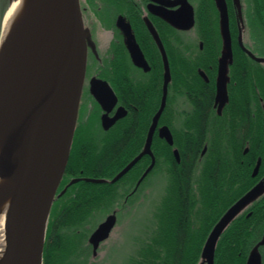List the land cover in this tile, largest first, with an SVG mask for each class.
I'll use <instances>...</instances> for the list:
<instances>
[{
  "label": "flooded vegetation",
  "instance_id": "1",
  "mask_svg": "<svg viewBox=\"0 0 264 264\" xmlns=\"http://www.w3.org/2000/svg\"><path fill=\"white\" fill-rule=\"evenodd\" d=\"M222 1L227 9L231 56L223 63L226 83L222 85L223 92L220 93L217 77L220 60L225 52L218 7ZM79 2L85 29L88 28L93 40V68L92 72L87 74V71H91L88 70L87 62L74 133L80 157H85L88 149L93 153V135L122 136V146L126 153L131 144L136 145L135 156L122 169L140 155L145 149L149 129L162 102L165 74L163 52L169 73L165 106L155 120L156 127L150 146L151 156L143 155L119 179H124L123 208L111 210L105 215V218L115 216V225L106 241L110 242L115 229L121 226L124 221L122 216L128 213L129 206L139 202L145 192L154 187L153 177L158 172L165 174L161 165L162 142L170 148L176 165L181 166L185 156L187 162L184 167L190 169L192 187L197 191L194 200L200 201L202 196L198 192L199 184H202L201 187L206 186V182L210 180L216 181L218 185L225 184V181L235 186L242 182L251 185L244 195L256 187H261L264 191V0ZM189 7L193 25L187 30L179 29L177 24L183 23L182 18ZM5 8L3 0H0V21ZM178 12H183L180 19ZM130 36L143 56L142 66L136 65L130 54L127 44ZM103 41L106 42L104 47L101 46ZM177 50L188 67L187 72L181 71V77L185 79L182 83L178 82ZM120 57L121 67L115 64ZM108 69L122 73V85H113L103 77L102 74ZM91 78L106 81L113 91L116 103L108 112L105 110L108 105L104 109L94 99L93 85H89ZM120 108L121 118L106 128V118H114ZM162 127L168 128L172 145L161 138ZM87 135L90 136L88 147L82 140ZM178 136L187 138L186 153H182L176 146ZM174 150L177 151V156L174 155ZM220 152L222 155H231L232 161L221 162L218 157ZM139 163L142 165L136 167ZM152 163L151 169L146 173ZM257 165V172L253 174ZM86 179L99 178L87 176L82 171H79L78 175L66 176L65 170L57 193L64 188L67 190L71 185L88 182ZM111 183L115 182L111 180ZM249 204L241 208L235 217L243 215L246 219L251 218L253 212L249 210ZM227 210L220 215L210 231L207 226H202L201 230L205 231L207 227L206 230L209 231L202 250L210 233ZM202 212L208 213V210ZM194 213L196 210L193 215ZM195 226L200 229L199 223ZM195 226L192 225V228ZM225 229L226 227L220 235ZM251 229L254 230L253 227ZM93 230L86 240L93 257L96 258L106 241L99 244L94 254L89 243ZM263 236L264 231L258 240L252 239L243 246L231 245L233 239L228 238L221 245L219 256L213 257V264H248L254 256L259 259V264H264V244H261ZM229 246L240 249L236 253L237 257L228 256L229 250H234ZM198 263L207 264V260L203 257Z\"/></svg>",
  "mask_w": 264,
  "mask_h": 264
},
{
  "label": "trees",
  "instance_id": "2",
  "mask_svg": "<svg viewBox=\"0 0 264 264\" xmlns=\"http://www.w3.org/2000/svg\"><path fill=\"white\" fill-rule=\"evenodd\" d=\"M87 41L90 51L88 68H93V40L89 30ZM180 56L178 51V82L182 83L185 79H182L181 71L187 72L188 67ZM115 64L121 67L122 57ZM102 75L113 85H122L121 72H111L108 69ZM82 140L87 147L90 145L89 135ZM135 146L131 144L126 153L122 146V136L93 135V153L88 149L86 156L80 157L76 136L73 138L66 176L78 175V172L82 171L87 176L101 178L105 182H81L71 185L63 195L55 199L49 215L43 264H100L97 258L93 257L86 239L108 212L123 208L124 179L115 183H111V180L135 156ZM176 146L182 153H186L187 138L178 136ZM161 151V165L165 173L163 194L160 202L153 207L152 221L147 226L144 225L142 237L133 253L127 255L124 264H199V259L203 258V242L212 226L251 185L242 182L235 186L225 181L221 186L210 180L206 182V186L201 187L202 184H199L198 192L202 196L200 201L194 200L197 191L192 187L190 169L184 167L187 162L185 156L179 166L176 165L170 148L163 142ZM218 157L221 162L232 161L229 154L222 155L220 152ZM141 165L142 163H139L136 167ZM249 206L253 216L246 219L239 215L227 224L225 231L217 239L214 258L219 256L221 245L230 237L233 239L231 245L241 246L261 237L264 231V191L259 193ZM129 207L132 208L133 204ZM205 210H208V213L202 212ZM197 223L200 229L196 228ZM192 225L195 227L192 228ZM203 225L207 226L209 231L206 230L207 227L205 231L201 230ZM229 248L234 250L230 249L228 256L237 257L236 253L240 249L231 246Z\"/></svg>",
  "mask_w": 264,
  "mask_h": 264
},
{
  "label": "bare ground",
  "instance_id": "3",
  "mask_svg": "<svg viewBox=\"0 0 264 264\" xmlns=\"http://www.w3.org/2000/svg\"><path fill=\"white\" fill-rule=\"evenodd\" d=\"M17 65L25 71L19 83L23 88L16 92V99L23 107L32 104L38 107L22 111L0 127V159L6 150V137L12 146L13 164L30 150L31 142L43 138L39 150L28 158L19 208L11 222L10 195L16 181L0 177V264H29L35 208L59 165L68 111L75 97L73 88L80 83L81 61L68 79L63 75L60 31L53 0L11 1L0 37V73ZM68 84L74 87L66 89ZM22 128L26 130L27 142L18 146L14 134ZM47 133L48 137L44 138Z\"/></svg>",
  "mask_w": 264,
  "mask_h": 264
},
{
  "label": "water",
  "instance_id": "4",
  "mask_svg": "<svg viewBox=\"0 0 264 264\" xmlns=\"http://www.w3.org/2000/svg\"><path fill=\"white\" fill-rule=\"evenodd\" d=\"M12 0L8 1V8L10 7ZM54 5L56 8L59 31H60V39H61V51H62V66H63V75L65 79H68L71 74H73L77 63L79 61L82 62V70L79 77V85L75 87V97L72 100L69 111H68V118H67V128L63 137V144H62V154L60 157L59 165L54 169L50 179L48 180L44 190L42 191L34 213L33 218V229H32V239L30 244V256H29V264H43V252L45 246V239H46V231H47V223L50 214V210L52 204L55 200V197H60L66 191L64 188L58 195L57 189L59 184L62 180L64 175L70 150L72 146L73 136L75 132L77 116H78V109L79 103L82 93V88L84 85L85 80V73H86V63H87V49H88V41H87V31L85 30L82 13L80 9V2L79 0H53ZM220 18H221V26L222 32L224 37V44H225V54H222V59L220 60L219 64V73L217 77V85L219 92H223V86L226 83L225 78V65L223 64L225 59L230 58V37L228 31V18H227V9L224 4V1L218 4ZM4 13V17L7 13ZM183 12H178V19L181 18ZM183 23H178L177 26L179 29L187 30L193 25L192 19V11L189 7L186 11V15L182 18ZM126 28V27H125ZM127 44L129 47L130 54L134 63L138 66L143 65V56L136 45V43L132 40V37H129L127 40ZM163 51V49H162ZM25 53V51H22ZM24 57L27 59L28 56L24 54ZM163 59L165 63V74H164V81H163V96L160 108L156 115L154 116L153 123L149 129L145 149L144 151L138 155L129 165H127L124 169H122L113 179L112 182H116L119 180L128 170L134 165L143 155L147 154L151 156L150 146L152 142V135L156 127V119L161 115L164 106H165V97H166V86L169 79L168 73V65L166 61L165 54L163 52ZM22 60V59H21ZM22 63L25 62L24 60L21 61ZM25 64V63H23ZM22 64V65H23ZM24 68L21 65H17L16 67L8 68L0 73V127L7 122L9 119L14 118V116H18L22 111H28L29 109H34L38 107L36 104H32L29 106H24L19 104L18 99H16V92L19 89H22L23 86L19 83H22L20 80L22 74L24 73ZM69 82V81H68ZM75 83V82H73ZM89 85H93V97L97 101L99 105L103 108L108 105L109 107L105 110L107 112L112 108L113 105L116 103V97L113 91L108 86L106 81L91 78L89 81ZM74 85H67L66 89H71ZM65 88V87H64ZM40 105V104H39ZM42 105V104H41ZM122 109L120 108L115 115L114 118L105 120V127L108 128L112 125L117 119L121 118ZM25 129H19L16 131L15 141H17L18 146L22 144H26V137L24 136ZM160 136L163 138L167 144L172 145V136L167 127H162L160 131ZM48 133L46 137H48ZM43 137L39 138L36 142H31L30 146L25 155H23L15 164L12 162V150L10 149V140L6 137L7 140L6 150L1 155L0 159V177L2 179H13L16 181L15 188L13 189L10 195V208H9V222L15 216L18 208H19V201H20V193L24 186L26 173H27V166H28V158L33 156L40 148V141ZM9 148L10 150H8ZM174 155L177 156V151L174 150ZM5 167H4V166ZM153 163L147 169L146 173L151 169ZM258 165L254 169L253 174L257 172ZM145 173V174H146ZM88 182L93 183H102L104 180L102 179H86ZM75 182V181H73ZM261 187H256L253 190L249 191L245 194L242 198H240L231 208L227 210V212L221 217L217 225L214 227L212 232L210 233L204 248L202 250V257L206 258L207 264H213V255H214V247L216 240L223 229L227 226V224L239 213V210L246 206L247 204L251 203L259 193H261ZM115 225V216L110 215L106 217V219L98 225V227L93 231V233L89 237V243L92 246L94 254L96 249L98 248L101 242H104L109 237V234L112 228ZM9 223L6 225V230L9 229ZM261 244H264V236L261 241ZM260 261L255 256L252 257L248 264H259Z\"/></svg>",
  "mask_w": 264,
  "mask_h": 264
},
{
  "label": "rangeland",
  "instance_id": "5",
  "mask_svg": "<svg viewBox=\"0 0 264 264\" xmlns=\"http://www.w3.org/2000/svg\"><path fill=\"white\" fill-rule=\"evenodd\" d=\"M9 0H3V6L7 5ZM0 37L1 30L3 28L0 26ZM88 28L86 27V31ZM106 42H102L101 46H105ZM87 74L92 72V68L89 67ZM165 179L161 172H158L155 177H153L152 189L147 190L145 195L140 198L139 202L133 205L132 208L128 210L126 215L123 214L124 221L121 222L110 242L106 241L102 244L97 255V262L100 264H124L127 259V255H131L138 240L142 237L144 225H148L151 219V213L153 207L156 206L161 199ZM105 218V217H104Z\"/></svg>",
  "mask_w": 264,
  "mask_h": 264
}]
</instances>
